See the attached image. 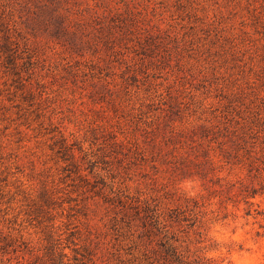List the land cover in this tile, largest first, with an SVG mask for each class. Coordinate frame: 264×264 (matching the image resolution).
<instances>
[{
    "label": "rangeland",
    "instance_id": "1",
    "mask_svg": "<svg viewBox=\"0 0 264 264\" xmlns=\"http://www.w3.org/2000/svg\"><path fill=\"white\" fill-rule=\"evenodd\" d=\"M17 260L264 263V0H0Z\"/></svg>",
    "mask_w": 264,
    "mask_h": 264
},
{
    "label": "trees",
    "instance_id": "2",
    "mask_svg": "<svg viewBox=\"0 0 264 264\" xmlns=\"http://www.w3.org/2000/svg\"><path fill=\"white\" fill-rule=\"evenodd\" d=\"M252 195H254V194H252ZM60 255H61V258L63 259L64 257H66V255L65 254H63V253H60ZM67 260H69V259H67ZM16 264H22L21 262H20V260H17L16 261ZM53 264V263H52ZM54 264H69V262H62V260H60L58 263H54ZM264 264V263H263Z\"/></svg>",
    "mask_w": 264,
    "mask_h": 264
}]
</instances>
